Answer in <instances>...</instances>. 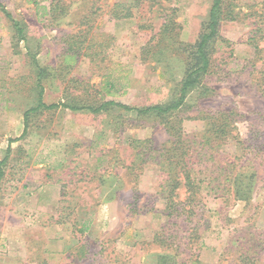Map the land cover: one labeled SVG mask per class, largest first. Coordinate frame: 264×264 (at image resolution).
Segmentation results:
<instances>
[{"label": "rangeland", "instance_id": "obj_1", "mask_svg": "<svg viewBox=\"0 0 264 264\" xmlns=\"http://www.w3.org/2000/svg\"><path fill=\"white\" fill-rule=\"evenodd\" d=\"M211 3L0 0V264H264V0H223L233 19L219 23L200 82L212 90L193 89L178 113L180 128L199 136L203 121L184 117L234 111L221 161L193 153L205 183L193 204L181 185V204L165 209L159 152L173 136L163 116L40 108L20 137L37 102L33 59L46 104L174 100ZM232 161L254 174L246 198L230 183L205 186Z\"/></svg>", "mask_w": 264, "mask_h": 264}, {"label": "trees", "instance_id": "obj_2", "mask_svg": "<svg viewBox=\"0 0 264 264\" xmlns=\"http://www.w3.org/2000/svg\"><path fill=\"white\" fill-rule=\"evenodd\" d=\"M222 4L223 0H212L205 26L202 32L199 34V37L194 43V45H192L193 50L191 51L190 55L193 56L194 63L193 65H190V67L186 70L181 81L179 82L178 90L176 91V98L166 104H155L141 108L132 107L113 100H105L99 103L98 106H74L66 103L46 104L43 101L42 84V76L44 74V69L40 66L37 60L33 59V64L36 67L37 71V102L34 107L26 110L23 114L24 128L20 137H22L26 132L29 113L36 111L40 108L55 109L59 107H67L71 110L82 109L88 110L90 112H100L110 107H119L124 110L134 111L137 114L146 115L154 113L159 116H163L165 119H167L165 121V123L167 124L166 131L173 136L171 147L168 149L161 148L162 150H160L159 152V157L161 158L160 166L163 168L164 173L167 176L165 209L171 208L176 211L175 206L177 204H181L180 202L175 201V198L178 195L177 189L181 185L185 188L186 192L188 193L186 194L185 202L193 204L196 201L202 187L204 186V180L202 181V179H199L196 176L197 171L195 170V167L193 165L194 163L191 160L193 157V153H197V156L205 160L216 159L218 161H221V156L216 155L218 153L217 150L220 148V146L223 145L225 139L231 133L232 129L235 128L234 123L231 122V118L234 114L233 110H217L214 112H203L201 114L188 115L184 117L185 119H200L203 121V128L199 136H196L195 134H186L179 126L183 118H177L178 113L184 111V109L188 106L187 98L193 89H198L202 94H208L210 90H212V88H209L204 84L201 85L200 82L204 78L209 68V58L207 49L218 35L219 23L222 20L233 19L230 13H228L229 17L224 14V12L222 11ZM118 5L119 4H115V7ZM1 9L3 12H5L3 5L1 6ZM5 14L7 17H10V14L6 12ZM112 14L116 18L120 16L119 13H117L114 9L112 11ZM128 16H130L129 11H126L124 14L121 15V17ZM11 20L13 21L17 36L19 38H22V27L17 21L13 19ZM170 117H173L175 119L171 120ZM14 140L16 139H10L9 142ZM137 141L141 142V140H136V142ZM9 148L10 147L8 145L7 151L9 150ZM164 150L165 153H163ZM7 157L8 155H6L2 160H0V179L3 174L2 165L5 163ZM235 166V162L232 161L229 162V164L225 167H223V165L220 168L216 167V169H219L218 175L215 176L213 179H210L205 186L209 187L211 186V183L215 181L216 182L213 183V188H220L223 182L228 184L230 183L231 186L229 184L227 190L233 192L234 198L240 199L248 197L250 189L249 184H247V182L252 179L254 174L241 173L239 170L242 167H238V169L235 170ZM221 175L223 178L222 182L218 181V177ZM165 256L169 257L168 254ZM194 262H196V259L192 261V263Z\"/></svg>", "mask_w": 264, "mask_h": 264}]
</instances>
